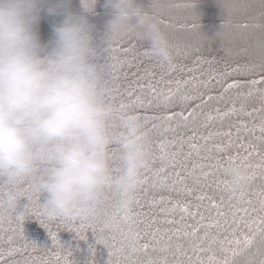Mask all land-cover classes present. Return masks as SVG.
<instances>
[{
	"label": "trees",
	"instance_id": "obj_1",
	"mask_svg": "<svg viewBox=\"0 0 264 264\" xmlns=\"http://www.w3.org/2000/svg\"><path fill=\"white\" fill-rule=\"evenodd\" d=\"M140 3L159 21L175 59L170 65L159 63L149 54L148 43L139 35V29L133 26L111 40L102 56L114 89L110 103L117 111L133 110L139 114L150 144L140 180L147 177V182L139 184L130 216L121 220L118 229L101 233L116 248L123 241L124 251L108 255L95 233L90 229L77 230L79 221L70 227L59 218L49 219L42 207L34 208L23 195L25 190H31L30 185L37 186L34 179H28L20 185L16 206L0 215V264H126L125 256L146 262L150 257L170 255L177 245L192 255L194 264L199 248L205 249L200 253L205 264H222L225 257L229 264H264V225L249 226L261 215L252 208L261 207L258 193L264 188V171L255 169L257 175L246 181L243 200L238 199L241 192H235L229 200L233 190L226 173L229 165L239 164L249 176L253 169L245 165L259 162L264 156V143L253 140V135L264 133L258 127L254 133L247 130L254 123H261L260 117L264 116V112L253 111L264 108L257 91L264 88V83H244L264 76L260 69L264 65V0ZM70 7L79 12L80 0H71ZM60 19L46 12L41 14L38 30L42 42L50 40L52 25ZM109 19L104 0H98L94 14L89 16L97 40L103 36ZM249 92L253 94L247 95ZM246 112L253 115H245ZM111 127L119 130L118 119L112 121ZM229 132L231 135H226ZM229 139L236 145L241 141L256 143L259 155L247 161L243 148L217 151L212 147L224 146ZM160 156L163 159H153ZM111 164L114 174H118V144L111 148ZM209 171L211 175L205 177L203 173ZM4 191L0 181V194ZM116 199L114 192L107 193L106 211L112 212ZM249 199L251 205L245 202ZM213 202L217 207H213ZM243 208L248 212L238 211ZM219 212L225 214L221 216ZM17 214L24 216L20 224L8 219ZM101 228L103 223L97 225V231ZM137 233L140 243L154 245L157 251L133 253L130 245ZM111 236L116 240L112 241ZM225 237L232 243L228 244ZM246 237L251 238L250 243H245ZM165 248L168 250L161 251Z\"/></svg>",
	"mask_w": 264,
	"mask_h": 264
},
{
	"label": "clouds",
	"instance_id": "obj_2",
	"mask_svg": "<svg viewBox=\"0 0 264 264\" xmlns=\"http://www.w3.org/2000/svg\"><path fill=\"white\" fill-rule=\"evenodd\" d=\"M98 0H0V215L14 208L23 181L34 179L44 194L49 219L95 222L116 230L135 203L150 144L144 123L133 110L110 103L113 87L106 45L128 26L139 29L148 52L170 65L174 53L159 21L140 0H104L110 19L97 40L89 20ZM62 17L42 42L41 14ZM119 121V130L111 123ZM120 148L114 174L111 148ZM39 172V175H36ZM234 192H242L247 172L226 168ZM117 195L106 211L107 193ZM106 213V214H105Z\"/></svg>",
	"mask_w": 264,
	"mask_h": 264
},
{
	"label": "snow or ice",
	"instance_id": "obj_3",
	"mask_svg": "<svg viewBox=\"0 0 264 264\" xmlns=\"http://www.w3.org/2000/svg\"><path fill=\"white\" fill-rule=\"evenodd\" d=\"M152 7L155 8L156 6L152 5ZM225 22H227V21H225ZM161 23H165V21L161 20ZM147 54L148 53L145 52V55H147ZM260 69H261L262 72H264V65H260ZM177 83H180V81H177ZM236 83L237 82H235V81L233 82V84H236ZM244 83L247 84V85H250V86L259 85L261 83H264V76H261V78L259 80L252 79V80H249V81H245ZM232 86L233 85H229V87H232ZM257 91L260 93L262 102H264V88H259V89H257ZM252 94H253L252 92L247 93V95H252ZM209 99H211V97H209ZM139 103H140L141 107L145 106L143 102H139ZM150 103L151 102H149V104ZM253 111L256 112V113L264 112V108H258V109H255ZM245 115L252 116L253 112H246ZM209 118H211V117H209ZM260 121H261V123H259V124H255L254 123L253 127L251 129H247V130L252 132V133H254L256 131L257 127H258L260 132L264 133V116L260 117ZM240 123L242 125L245 124L244 121H241ZM226 135L230 136L231 134L229 132V133H226ZM253 140L257 141V142L264 143V135H262V136L253 135ZM234 146L235 147H239V148H243L244 151L247 153L243 157L244 160L250 161V158L253 155H259L258 145L256 143H253L252 141H249L248 143H244L243 141H241L240 144L236 145V144H234V142L231 139H229L227 141V144L224 145V146L213 145L212 147L216 148L217 151H225L227 148H231V147H234ZM192 147H196V146L192 145ZM249 149H251V151H249ZM173 155H176V154H173ZM235 158L236 157H229V159H235ZM153 159L154 160L155 159H163V156L154 157ZM245 167L253 169V171L250 173V175L247 176V180H251L252 178H254L257 175L255 169H260L261 171H264V156H262L260 158L259 162H256V163H251L250 162V163L246 164ZM115 170L119 171L120 168H116ZM203 175L205 177H207V176L211 175V172L210 171L209 172H204ZM146 182H147V177L145 178L144 181H141L140 183L141 184H145ZM218 183H219V181H218ZM223 183L227 184L228 182L224 181ZM30 188H31V190L30 191L29 190H25L23 195L26 196L28 202L31 205H33L34 208H37V209L41 208L42 204H43L41 202L42 198H45L43 192L35 185H30ZM229 188H231V185H229ZM20 195H21V193H20ZM235 195H236V193L234 191H232L231 195L228 197L229 200H231L233 197H235ZM258 195H259V201H260L261 207L258 208V209L257 208H252V211L253 212H259V213H261V215L257 219H255L254 221L249 222V226H251L252 223H256L257 226L264 225V188H261L259 190ZM245 196H246V193L242 191L240 193V196H239L238 199L243 200ZM199 198L200 199H204L203 196H201ZM209 199H211V198L209 197ZM245 202L248 203L249 205H251L252 200L249 199V200H247ZM213 207H217L215 202H213ZM238 211L248 212V209L247 208H243V209H238ZM224 214L225 213H223V212H219V215H221V216H223ZM8 219L9 220H14L17 224H20L23 221L24 216L20 215V214H17L15 217H12L10 215L8 217ZM75 221H79V223L76 225L77 230L85 231V230H89L90 229L93 233L96 234L97 239L99 240L100 244L104 245L107 248L108 255H114L118 251L119 252H123L124 251L123 241H121V247L120 248H116L115 247V243H109V237L101 235V233L104 232L106 229L109 230V232H110L111 231L110 228L104 226V228H101L99 232L97 231V225L102 223L101 219H98L95 222H85L83 220H78L76 218L61 219V222L68 223L70 227L72 226V223L75 222ZM261 230L264 231V228H262ZM21 231H22V229H21ZM193 231L195 232L196 230L194 229ZM110 238H111L112 241L116 240L115 236H111ZM140 239L141 238H140L139 233L134 235L133 242L130 245L131 251L133 253H137V252H145L146 253L149 250H151L153 252L157 251V249L154 247V245H151V244H149L147 242L140 243ZM53 241H55V237H53ZM225 241H227L228 244L232 243V241H228L226 237H225ZM250 242H251V238L246 237L245 238V243L247 244V243H250ZM221 243L223 244V241ZM236 243L239 244L240 241L237 239ZM167 250L168 249L165 248V249H163L161 251H167ZM15 251L19 252L20 249H15ZM204 251H205V249H203V248H199V249L196 250L197 260L195 261V264H205L204 258L200 256V253H202ZM233 252L235 254V250H233ZM124 259L126 261V264H169V260H171L172 264H194L192 255L190 253H188L187 251H181V247L179 245H177L176 251L171 252L170 255H160V256H157L155 258H151L150 257L146 262H142L139 259H130L128 256H125ZM212 259H215L214 255L212 256ZM15 264H20V262H15ZM222 264H229L227 257L224 258V260L222 261Z\"/></svg>",
	"mask_w": 264,
	"mask_h": 264
}]
</instances>
